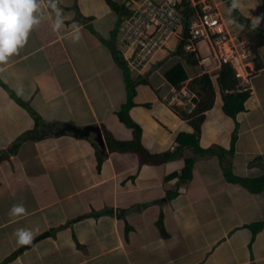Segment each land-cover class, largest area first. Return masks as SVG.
<instances>
[{"label": "crops", "instance_id": "0c3cea01", "mask_svg": "<svg viewBox=\"0 0 264 264\" xmlns=\"http://www.w3.org/2000/svg\"><path fill=\"white\" fill-rule=\"evenodd\" d=\"M213 1L255 57L251 45L254 28L264 32V0H237V7L233 0ZM52 2L61 9L57 30ZM40 3V21L25 44L0 61V264L27 244L16 240L21 227L32 230L31 240L48 236L7 264H264V227L254 232L264 222V191L253 193L226 176V170L242 179L264 174V42L251 61L245 110L235 119L226 115L216 89L215 105L205 113L200 148L230 150L237 137L234 152L222 161L196 152L190 138L195 129L181 115L183 106L163 100L172 87L165 74L180 61L174 52L180 41L171 40L154 63L133 70L123 20L104 0ZM127 76L136 84L135 104L122 119ZM62 124L98 125L104 139L109 134L120 142L135 140L138 126L149 153L172 157L153 163L137 151L107 147L99 170L89 138L38 135ZM189 159L192 176L182 182ZM14 203L25 211L9 214ZM106 209L114 214L91 215Z\"/></svg>", "mask_w": 264, "mask_h": 264}, {"label": "built area", "instance_id": "2783aa9c", "mask_svg": "<svg viewBox=\"0 0 264 264\" xmlns=\"http://www.w3.org/2000/svg\"><path fill=\"white\" fill-rule=\"evenodd\" d=\"M125 1L131 6V16L123 24V41L131 55V69L142 70L170 40L183 39L185 3L189 2L191 8L199 9V13L190 21L186 48L194 49L200 41H205L210 48L209 54L199 59L202 72L212 73L227 65L233 69L240 86L249 85L254 70L248 43L229 30L234 21L224 19L213 0ZM195 98L196 94L188 86L181 85L172 86L163 100L170 106L181 104L185 113L192 114L198 104Z\"/></svg>", "mask_w": 264, "mask_h": 264}, {"label": "trees", "instance_id": "16d2710c", "mask_svg": "<svg viewBox=\"0 0 264 264\" xmlns=\"http://www.w3.org/2000/svg\"><path fill=\"white\" fill-rule=\"evenodd\" d=\"M107 6L123 20V24L125 20L131 16V8H127L125 4L119 5L114 0H104ZM156 1V0H155ZM199 13V9L191 8L190 3H185V24L183 26V39L181 40L174 50L175 55L180 58V61L177 62L174 66H172L165 74V78L167 82L172 86H181L189 81L188 87L191 91H193L197 98L198 106L194 110L193 114L186 115L183 112L181 115L185 118H190V123L195 129V134H193L190 138H193V142L195 144L196 152H200L203 154H211L218 156L220 160L223 161V158L234 152V144L236 141V135L232 138V146L230 150L223 149L221 147H212L208 149H202L199 147L197 143V137L200 134L201 125L205 120V113L212 109L215 105V96L216 89H219L222 99H223V111L229 117L235 119L236 116L245 110V102L250 96V89L248 87H242L239 85V81L235 77V74L230 66H222V68L212 74L202 73V68L199 66V60L197 58L196 52L186 51L184 49L185 45L189 41V33L188 29L190 27V19L196 16ZM254 44H252L253 52L256 57L257 47L264 42V36L261 34L254 33ZM254 57V60L256 61ZM187 62V66H185L184 62ZM189 68L191 70H189ZM127 85L129 87V98L127 103L122 108V113L120 116L124 119V114L134 106V96L136 94L135 87L136 84L131 80L129 76L126 77ZM131 123L132 121L129 120ZM132 124V123H131ZM134 125V124H133ZM105 131V130H104ZM103 132V130H102ZM106 133V132H105ZM136 139L132 142H120L110 137L109 134H105L106 146L109 151H137L142 156L143 159L153 163H162L168 161L172 157V153L167 152L165 154H151L149 153L140 142V134L141 129L137 126L135 129ZM20 141H17L13 144L11 149L9 150L10 154L17 150ZM95 150L98 155V169H101L102 163L106 158V155H102L99 151V148L95 143H93ZM264 160V156L261 157ZM194 160H187L185 162V168L183 169V173L180 177V181L188 180L192 176V168H193ZM226 176L228 180L237 182L244 187H246L249 191L253 193H260L264 191V174L255 179H242L236 178L229 170H226ZM158 226L161 231L164 230L161 219L158 222ZM264 227V222L257 224L254 232L262 229Z\"/></svg>", "mask_w": 264, "mask_h": 264}, {"label": "clouds", "instance_id": "9594fccd", "mask_svg": "<svg viewBox=\"0 0 264 264\" xmlns=\"http://www.w3.org/2000/svg\"><path fill=\"white\" fill-rule=\"evenodd\" d=\"M125 3L130 5L129 2L125 1ZM50 6L55 12V19L52 23V27L53 30H57L62 25L61 9L56 7L54 2H52ZM237 6H238L237 0H233L232 7H237ZM129 8H131V6ZM40 9H41L40 0H0V61L7 60L11 54L15 53L19 47L25 44L30 30L33 28L34 25L38 24L40 21L41 18L39 15ZM76 35H78V33ZM173 39L177 41L184 40L177 38H173ZM168 44L164 48V50L168 47ZM187 45H189V41L185 45L184 49L186 51L196 52L197 58L199 60L202 56L198 54V50L196 49V44L194 49H190V50L186 48ZM154 60L151 62V64L154 63ZM250 60L253 61L254 57L251 56ZM212 73H208V74H212ZM24 211L25 208L22 203H14L9 209V214L16 215L23 213ZM15 235L18 243L21 244L28 243L32 239V230L21 227L15 230Z\"/></svg>", "mask_w": 264, "mask_h": 264}, {"label": "water", "instance_id": "95a60500", "mask_svg": "<svg viewBox=\"0 0 264 264\" xmlns=\"http://www.w3.org/2000/svg\"><path fill=\"white\" fill-rule=\"evenodd\" d=\"M76 15H77V19L81 23H84L81 15L77 11V7H76ZM254 29H255L256 33L262 34L264 36L263 31H261L257 28H254ZM63 133H68V134H70L73 137L78 138V139L89 138L92 142H94L97 145L101 154H105L107 151V146L105 143V139L103 136L102 129L98 125H88V126H84L82 128L76 127V126L71 125V124H62V125L57 126V127L49 126L45 129L39 131L38 135L39 136H45V135H49V134L58 135V134H63ZM138 207L139 206H135L134 208H131L130 210H125L123 213H128V212L134 211V210L138 209ZM110 214H114V209H106V210H103L101 212H93L91 215L92 216H103V215H110ZM83 217H85V216H82V218ZM46 236H48V233H44V234L38 236L37 238H35L34 240H31L30 242H28L27 244L22 246L17 252H13L10 256L5 258L1 264H7L8 262L12 261L13 259H15L18 252L23 251L24 249L31 246L36 240L41 239V238L46 237Z\"/></svg>", "mask_w": 264, "mask_h": 264}, {"label": "rangeland", "instance_id": "374dc122", "mask_svg": "<svg viewBox=\"0 0 264 264\" xmlns=\"http://www.w3.org/2000/svg\"><path fill=\"white\" fill-rule=\"evenodd\" d=\"M184 13H185V10H184ZM232 15L235 18L237 25H239L241 29H246L245 27L242 26V23L240 22L239 18L235 14H232ZM195 17L196 16L192 17L189 21L193 20ZM185 20H186V18H185V14H184V21ZM196 49L198 50V54L202 57L208 55L210 52L209 46L207 45V43L205 41L197 43Z\"/></svg>", "mask_w": 264, "mask_h": 264}]
</instances>
